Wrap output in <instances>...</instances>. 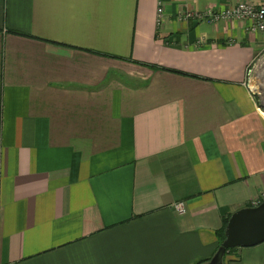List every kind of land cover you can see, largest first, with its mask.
<instances>
[{
	"label": "crops",
	"instance_id": "1",
	"mask_svg": "<svg viewBox=\"0 0 264 264\" xmlns=\"http://www.w3.org/2000/svg\"><path fill=\"white\" fill-rule=\"evenodd\" d=\"M239 1L0 0V264H204L264 201V34L185 17Z\"/></svg>",
	"mask_w": 264,
	"mask_h": 264
},
{
	"label": "water",
	"instance_id": "2",
	"mask_svg": "<svg viewBox=\"0 0 264 264\" xmlns=\"http://www.w3.org/2000/svg\"><path fill=\"white\" fill-rule=\"evenodd\" d=\"M264 242V201L235 211L227 223L225 238L213 257L204 264H224L228 250Z\"/></svg>",
	"mask_w": 264,
	"mask_h": 264
},
{
	"label": "built area",
	"instance_id": "3",
	"mask_svg": "<svg viewBox=\"0 0 264 264\" xmlns=\"http://www.w3.org/2000/svg\"><path fill=\"white\" fill-rule=\"evenodd\" d=\"M163 6L160 4L159 15H162ZM207 17L211 22H218L222 20L231 21L234 19H241L249 21L248 30L253 33L264 34V0H257L256 2H250L247 0H241L237 4L220 10H209L204 14L187 12L186 18L189 17ZM161 16L159 17V19ZM251 69L249 70L251 74ZM264 198V197H263ZM261 201L256 202L255 206ZM174 208L179 212H185V206L182 202H178L174 205Z\"/></svg>",
	"mask_w": 264,
	"mask_h": 264
},
{
	"label": "rangeland",
	"instance_id": "4",
	"mask_svg": "<svg viewBox=\"0 0 264 264\" xmlns=\"http://www.w3.org/2000/svg\"><path fill=\"white\" fill-rule=\"evenodd\" d=\"M264 57V45L259 53V55L257 56V58L255 59L253 65L251 66V75H250V85H253V90L255 91V93L258 95L260 103H261V107L262 110L264 112V93L263 91L258 87L257 85V81L259 79H261V76H263L264 74L262 73V67L260 66V60ZM262 73V74H261Z\"/></svg>",
	"mask_w": 264,
	"mask_h": 264
},
{
	"label": "bare ground",
	"instance_id": "5",
	"mask_svg": "<svg viewBox=\"0 0 264 264\" xmlns=\"http://www.w3.org/2000/svg\"><path fill=\"white\" fill-rule=\"evenodd\" d=\"M260 66L262 67V73L264 74V57L260 60ZM256 83L264 93V75L261 76V79H259Z\"/></svg>",
	"mask_w": 264,
	"mask_h": 264
},
{
	"label": "trees",
	"instance_id": "6",
	"mask_svg": "<svg viewBox=\"0 0 264 264\" xmlns=\"http://www.w3.org/2000/svg\"><path fill=\"white\" fill-rule=\"evenodd\" d=\"M228 221H229V218L226 220V225H227ZM224 238H225V234H223L222 241L224 240ZM232 249H234V248H232ZM232 249H230V250H232ZM230 250H228V251H230ZM201 263H203V262H199L197 264H201Z\"/></svg>",
	"mask_w": 264,
	"mask_h": 264
}]
</instances>
